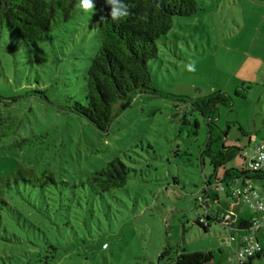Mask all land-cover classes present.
Listing matches in <instances>:
<instances>
[{
    "label": "rangeland",
    "instance_id": "obj_1",
    "mask_svg": "<svg viewBox=\"0 0 264 264\" xmlns=\"http://www.w3.org/2000/svg\"><path fill=\"white\" fill-rule=\"evenodd\" d=\"M197 3L198 14L174 18L156 42L149 67L159 94L136 96L103 135L65 109L84 104L94 10L36 45L0 28V264H172L159 260L165 249L236 264L227 232L195 222L206 215L205 181L243 172L244 154L264 143V0ZM214 92L231 98L215 120L221 144L239 150L215 176L200 156L206 122L190 105ZM115 158L128 169L123 188L94 195L80 186ZM46 170L55 183L41 186L31 171ZM216 195L217 207L238 210ZM239 211L253 213L244 203ZM257 239L264 248V226Z\"/></svg>",
    "mask_w": 264,
    "mask_h": 264
},
{
    "label": "trees",
    "instance_id": "obj_2",
    "mask_svg": "<svg viewBox=\"0 0 264 264\" xmlns=\"http://www.w3.org/2000/svg\"><path fill=\"white\" fill-rule=\"evenodd\" d=\"M93 3L95 16L90 29L97 35V48L83 77L84 104L73 101L65 109L103 135L109 132L112 124L136 96L159 94L154 90L149 67V62L155 60L158 55L156 42L171 30L174 18L194 16L201 11V7L197 0H126L130 10L129 17L124 22H113L109 17L110 9L104 0H93ZM76 4L77 0H0V28L14 32L26 45L43 43L53 29L71 20L73 14L78 12ZM236 95L243 96L241 92H236ZM41 100L49 104L46 99ZM230 102L229 96L214 92L190 103L206 122L207 140L200 156L202 161H209L214 176L220 166L231 161L239 153L236 148H223L221 132L215 126L219 106H229ZM120 103H123V106L117 108ZM18 173L16 174L19 175ZM31 174L36 176L38 182L42 181L41 186L55 183L53 174L47 170L41 172L39 178L37 172L31 171ZM241 174L242 172L231 170L221 183L227 185L230 182V189L234 186L233 180L242 177ZM241 179L261 182L264 175L244 174ZM127 181L128 169L115 158L105 167L92 172L80 186H87L94 195H103L111 190L123 188ZM211 187L210 181H205V190L200 200L206 215L197 219L196 225L206 230L214 222L223 229L224 224H228L239 234L247 232L258 215H230L228 209L217 207V191H211ZM225 194L233 204L239 205L237 200L229 198L227 192ZM4 207L8 206L2 199L0 221ZM173 253L172 255L170 249H165L159 260H167L172 264H220V260H216L215 255L210 252ZM263 256L262 247V251L247 264H252Z\"/></svg>",
    "mask_w": 264,
    "mask_h": 264
},
{
    "label": "built area",
    "instance_id": "obj_3",
    "mask_svg": "<svg viewBox=\"0 0 264 264\" xmlns=\"http://www.w3.org/2000/svg\"><path fill=\"white\" fill-rule=\"evenodd\" d=\"M259 173L264 175V143L255 145L249 152L244 154L243 172L244 174ZM233 180L234 186L228 189L230 182L225 185L217 181L218 186H212L213 192H227L232 200H237L239 205L246 204L257 216L253 226L245 233L240 234L234 227L224 224L227 232V239L236 243L234 261L236 264H247L257 253L262 251V246L257 239V232L264 226V180L254 182L249 179ZM216 179V178H215ZM263 183V184H260ZM263 185V186H262Z\"/></svg>",
    "mask_w": 264,
    "mask_h": 264
},
{
    "label": "clouds",
    "instance_id": "obj_4",
    "mask_svg": "<svg viewBox=\"0 0 264 264\" xmlns=\"http://www.w3.org/2000/svg\"><path fill=\"white\" fill-rule=\"evenodd\" d=\"M105 5L110 9L109 17L113 22H124L130 15L126 0H104ZM76 8L83 13H93V0H77ZM189 70H193L190 66Z\"/></svg>",
    "mask_w": 264,
    "mask_h": 264
},
{
    "label": "crops",
    "instance_id": "obj_5",
    "mask_svg": "<svg viewBox=\"0 0 264 264\" xmlns=\"http://www.w3.org/2000/svg\"><path fill=\"white\" fill-rule=\"evenodd\" d=\"M235 205V204H234ZM235 206H237L238 207V210H231L230 209V207L228 206H225V208L226 209H228V211L230 212V215H232V216H239V217H244V216H242L241 214H240V211H239V208L241 207L240 205H235ZM247 216H249V215H247ZM261 230V229H260ZM259 230V231H260ZM259 241V240H258ZM260 243V242H259ZM264 249V248H263Z\"/></svg>",
    "mask_w": 264,
    "mask_h": 264
}]
</instances>
